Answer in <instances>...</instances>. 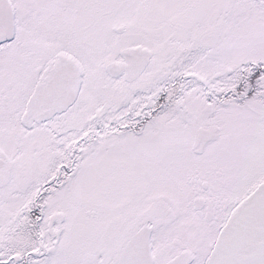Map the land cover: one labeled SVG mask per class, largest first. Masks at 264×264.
<instances>
[{
  "label": "snow or ice",
  "instance_id": "1",
  "mask_svg": "<svg viewBox=\"0 0 264 264\" xmlns=\"http://www.w3.org/2000/svg\"><path fill=\"white\" fill-rule=\"evenodd\" d=\"M0 264H264V0H0Z\"/></svg>",
  "mask_w": 264,
  "mask_h": 264
}]
</instances>
